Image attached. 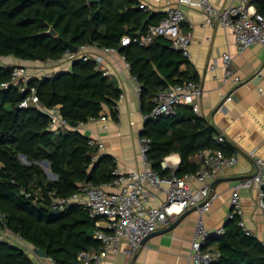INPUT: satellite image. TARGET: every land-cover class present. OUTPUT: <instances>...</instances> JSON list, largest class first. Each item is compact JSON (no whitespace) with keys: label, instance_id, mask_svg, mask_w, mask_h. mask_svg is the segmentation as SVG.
<instances>
[{"label":"trees","instance_id":"trees-1","mask_svg":"<svg viewBox=\"0 0 264 264\" xmlns=\"http://www.w3.org/2000/svg\"><path fill=\"white\" fill-rule=\"evenodd\" d=\"M138 0H0V60H60L68 49L65 42L80 47L95 43L114 47L131 65L130 73L141 85L140 108L143 115L152 108L151 98L162 89L197 80L189 61L170 41L159 36L147 46L120 39L134 36L150 14L138 7ZM264 10V0H257ZM164 15L152 13L148 23H158ZM52 27L56 35L42 34ZM146 25L142 32L145 31ZM13 65H0V86L10 83ZM23 82L0 88V235L16 236L47 253L55 264H72L85 250H96L99 242L87 231L94 221L80 205H72L58 215L50 214L51 200L79 193L82 185L101 186L113 178L116 160L98 151L80 131L67 128L49 130L50 118L26 103L28 90ZM39 103L59 106L69 123H85L102 117L103 105L115 114L120 94L115 80L103 76L90 61H74L68 70L32 77ZM215 128L186 105L175 114L148 117L140 137L148 139L146 158L160 175L165 157L177 153L176 175L198 169L196 155L219 149L225 155L234 148L215 141ZM47 161L49 178L41 162ZM241 217L235 214L224 222L225 232L212 236L207 245L219 251L213 264H264V245L257 236L246 234ZM0 264H35L26 250L7 238H0Z\"/></svg>","mask_w":264,"mask_h":264},{"label":"built area","instance_id":"built-area-1","mask_svg":"<svg viewBox=\"0 0 264 264\" xmlns=\"http://www.w3.org/2000/svg\"><path fill=\"white\" fill-rule=\"evenodd\" d=\"M138 7L148 11V5L138 0ZM257 0H240L236 5L216 8L209 0H176L177 5L168 8L164 17L158 23H147L145 31L139 35H125L120 39L122 46L130 43L139 46L151 44L156 37H163L170 41L172 48L180 50L187 60H190L189 44L190 32H183L181 25L184 15L180 9L181 5L199 8L203 15V24L207 26L219 25L223 28H231L234 31L236 45L240 52L244 51L254 43L264 46V14L253 9ZM110 59L115 64H121V71L130 72L131 65L114 47L98 46L89 43L77 47L76 51L66 49L60 60L72 64L74 61L93 62L95 68L103 76H111L106 60ZM230 54L222 56L225 79L231 78L237 83L238 78H232V71L229 68ZM52 61H34V77L43 75L42 71ZM213 65L211 66V69ZM41 73V74H40ZM33 76L27 74L26 65H13L12 79L10 83L23 82L21 91L28 90L26 103L36 107L39 111L50 118L49 130L57 132L67 128H73L70 123L61 116L59 106L44 107L39 103L34 87H28L27 81ZM135 82L134 91L139 99L141 85L136 77L132 75ZM10 83H3L0 88L6 89ZM202 87L198 80H189L184 83L158 90L151 98L152 108L148 114L143 115V120L148 117L156 118L162 115H173L180 105L189 106L193 113L199 115V101L202 95ZM221 100H231L229 94L220 93ZM123 99L120 92L117 102ZM200 116V115H199ZM95 120V119H91ZM81 124V123H79ZM215 141L223 143L226 141L222 133L215 135ZM90 144L97 145L98 151L102 149L99 140L89 138ZM148 150V139L139 138V154L142 161V169L135 170L128 168L126 171L113 170L114 178L107 184L101 186L82 185L80 192L68 198L55 197L51 200V209L59 212L65 211L72 205H80L94 221L93 237L99 242L96 250H85L78 253L76 259L79 264H102L103 257L109 251H123L128 257L136 253L142 244V240L162 225L176 219L182 212L192 209L197 214L194 226L193 238L189 245L186 264H213L219 260V251L207 245V240L225 232L224 227L208 230L205 226L204 215L210 210L213 201L218 193L211 189V182L226 167L237 162L236 152L225 155L219 149L203 150L196 155L199 162L197 170L183 175H176L175 167L164 158L163 168L171 171L167 176H160L151 166L146 158ZM255 150L249 152L255 164V172L240 178L232 187L230 196V209L226 220L231 219L235 214L242 219L243 208L239 196L241 188H257L256 205L264 218V156H257ZM192 181L199 183L197 187ZM146 186L161 189L165 199L158 205L150 204V193ZM225 220V221H226ZM246 234L254 235L246 229L241 220ZM0 238H4L0 235ZM122 240H125L122 245ZM264 245V236L259 238ZM50 264H55L48 258Z\"/></svg>","mask_w":264,"mask_h":264},{"label":"crops","instance_id":"crops-1","mask_svg":"<svg viewBox=\"0 0 264 264\" xmlns=\"http://www.w3.org/2000/svg\"><path fill=\"white\" fill-rule=\"evenodd\" d=\"M141 1L148 5L150 14L165 15L168 8L177 5L176 0ZM209 1L219 9L240 2ZM180 9L185 18L181 28L183 32L189 31L191 35L188 61L203 90L199 101V115L215 128L217 134L222 133L225 136L226 143L233 147L237 154V162L224 168L211 182V189L218 193V197L204 215V222L208 230H213L224 225L230 209L233 185L240 178L255 172L254 160L249 152L255 150L257 156H264V46L254 43L240 52L231 28L204 25V15L199 8L181 5ZM253 9L264 14V10H257L255 4ZM225 53L230 54L229 68L232 78H238L237 83L232 82L231 78L225 79L222 62ZM26 63L13 57L0 60V65H26L27 74L34 77L36 70ZM105 63L111 72L109 77L115 80L123 93V99L116 102L114 115L108 106L103 105L102 117L78 124L75 129L88 138L99 140L102 144L100 152L112 156L119 171L124 172L128 168L141 170L139 133L144 120L140 101L134 91L135 82L129 71H121V64H115L110 59ZM69 68L70 64L52 61L46 65L42 74H53ZM220 93L229 94L231 100H221ZM165 158L173 167L180 162L177 153ZM192 184L195 187L199 185L196 181H192ZM146 190L150 193L151 205H158L165 199L161 189L146 186ZM238 193L243 208L244 226L258 238H262L264 218L256 205L257 188H241ZM196 219L197 214L192 210L174 227L166 230L175 219L171 220L155 230L157 233L148 237L131 257L121 250L109 251L103 257L102 264H186ZM7 237L14 244L22 245L35 264H50L48 257L36 256L31 245L16 236ZM124 241L122 240V245Z\"/></svg>","mask_w":264,"mask_h":264},{"label":"water","instance_id":"water-1","mask_svg":"<svg viewBox=\"0 0 264 264\" xmlns=\"http://www.w3.org/2000/svg\"><path fill=\"white\" fill-rule=\"evenodd\" d=\"M94 2H100V0H93ZM151 19V14H148V16L142 21L141 23V26H140V29L135 33V35H139L143 28L145 27V25L150 21ZM42 34H47V35H56V31L52 28V27H49V29L45 32H43ZM65 45L68 49L72 50V51H76L77 49V46H74L72 45L70 42L66 41L65 42ZM70 125L72 127H77V123L75 122H70ZM44 164L46 167H48V162L47 161H44ZM192 210H186L184 211L182 214H180L173 222H171L168 227L166 228V230H169L171 229L172 227H174L187 213L191 212ZM60 212L56 209H51L50 210V214L52 215H58ZM164 231V230H162ZM93 232H94V228H90L88 231H87V235L88 236H92L93 235ZM157 233L156 231L150 233L149 235H147L143 240H142V243L150 236H152L153 234ZM33 250V253L38 256V257H43V258H47V253L45 251H42L38 248H32ZM72 264H79L77 259L76 258H73L72 260Z\"/></svg>","mask_w":264,"mask_h":264},{"label":"rangeland","instance_id":"rangeland-1","mask_svg":"<svg viewBox=\"0 0 264 264\" xmlns=\"http://www.w3.org/2000/svg\"><path fill=\"white\" fill-rule=\"evenodd\" d=\"M28 66H33L31 63H26ZM34 64V62H33ZM43 168L45 169V171L47 172L49 178H55V176L50 172L49 168L45 166L44 162H41ZM4 238H7V236L3 233L2 234ZM22 246V245H21Z\"/></svg>","mask_w":264,"mask_h":264}]
</instances>
